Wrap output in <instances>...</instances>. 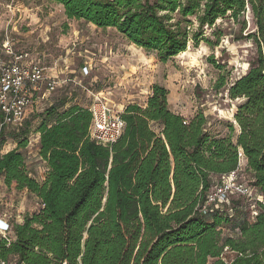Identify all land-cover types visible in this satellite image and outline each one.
<instances>
[{
  "label": "trees",
  "instance_id": "16d2710c",
  "mask_svg": "<svg viewBox=\"0 0 264 264\" xmlns=\"http://www.w3.org/2000/svg\"><path fill=\"white\" fill-rule=\"evenodd\" d=\"M50 1L69 20L116 29L162 63L197 46L205 27L250 10L257 56L228 89L242 103L226 137L208 129L203 112L189 120L173 112L160 85L145 107H126L124 133L110 147L91 140L89 109L65 97L44 111L37 130L47 168L41 182L21 151L26 129L8 133L22 141L0 154V179L43 207L15 225L10 246L0 241V257L23 264H264V0ZM226 85L222 76L216 88ZM7 137L0 135L1 147ZM243 156L254 196L233 195L230 206L201 212L221 178L241 169Z\"/></svg>",
  "mask_w": 264,
  "mask_h": 264
},
{
  "label": "rangeland",
  "instance_id": "374dc122",
  "mask_svg": "<svg viewBox=\"0 0 264 264\" xmlns=\"http://www.w3.org/2000/svg\"><path fill=\"white\" fill-rule=\"evenodd\" d=\"M191 21L190 27L196 32L198 23ZM255 31L253 15L247 10L238 21L227 18L212 28L205 27L197 46L191 44L186 52L162 63L155 54L129 43L116 29H99L84 21L69 20L64 9L50 0H0V47L8 38L15 53H30L32 62L44 67L49 76L63 72L58 75L61 85L45 100L40 98L21 129H26L24 139L28 140L21 151L27 156L32 175L41 182L46 174L39 157L37 130L41 116L65 97L71 104L89 109L93 96L103 93L113 110L122 114L129 105L145 107L152 87L160 85L170 92L173 112L188 120L203 112L208 129L226 137L229 125H236L234 116L242 103L231 100L228 89L256 59L257 48L249 39ZM89 62L91 66L86 65ZM222 76L227 85L218 90L216 85ZM3 133L8 137L0 146L1 155L15 150L22 141L10 137L7 131ZM245 163L243 156L240 178L250 185L252 176ZM38 209L35 196L7 187L0 179V216H11L15 226Z\"/></svg>",
  "mask_w": 264,
  "mask_h": 264
},
{
  "label": "built area",
  "instance_id": "2783aa9c",
  "mask_svg": "<svg viewBox=\"0 0 264 264\" xmlns=\"http://www.w3.org/2000/svg\"><path fill=\"white\" fill-rule=\"evenodd\" d=\"M59 85V81L49 76L44 67L32 62L30 53H15L10 46V39L7 38L0 47V134L6 131L20 132L37 104V99H46ZM93 97V103L89 108L92 114L90 138L98 145L110 147L123 135L125 122L121 118V113L113 110L101 94ZM240 170L221 178V183L208 193L201 212L206 214L230 206L233 195L247 198L254 196L255 190L241 182ZM259 199L262 200V197ZM42 207L43 205H39V209ZM23 222L24 219L19 224ZM14 227L11 216H0V241H5L7 246L15 240ZM0 264L23 263L17 259L5 261L0 257Z\"/></svg>",
  "mask_w": 264,
  "mask_h": 264
},
{
  "label": "crops",
  "instance_id": "0c3cea01",
  "mask_svg": "<svg viewBox=\"0 0 264 264\" xmlns=\"http://www.w3.org/2000/svg\"><path fill=\"white\" fill-rule=\"evenodd\" d=\"M58 6H59V7H62L61 5H58ZM62 8H63V7H62ZM63 9H64V8H63ZM87 64H89V66H91V65H92V63H90V62H89V63H86V65H87ZM86 68H87V66H86V67H84V69H86ZM84 69H83V70H84ZM85 71H87V70H84V72H85ZM62 74H63V72H62V71L58 72V75H59V76H60V75H62ZM58 75H56V76H54V75H53V77H54V78H56V79L58 80V78H59V76H58ZM58 81H59V83H60V85H61V82H62V81H61V80H58ZM60 85H59V86H60ZM98 94H101V95L103 96V93H98ZM103 97H104V96H103ZM104 98H105V97H104ZM41 99H42V98H41ZM41 99H40V98H38V99H37V102H38L39 100H41ZM42 100H45V99H42ZM106 100H107V98H106ZM107 101H108V100H107ZM108 103L110 104V102H109V101H108ZM177 114H179V113H177ZM37 143H38V142H37ZM38 144H39V143H38ZM43 163H44V162H43ZM44 164H45V163H44ZM245 164H247V163H245ZM28 167H29V165H28ZM29 169H30V168H29ZM46 171H47V168H46V165H45V172H46ZM12 188H15V189H16V187H15V186H12ZM26 192H27V191H26Z\"/></svg>",
  "mask_w": 264,
  "mask_h": 264
}]
</instances>
